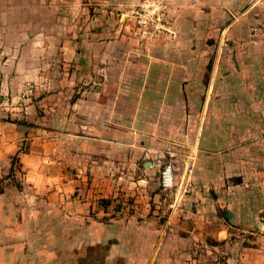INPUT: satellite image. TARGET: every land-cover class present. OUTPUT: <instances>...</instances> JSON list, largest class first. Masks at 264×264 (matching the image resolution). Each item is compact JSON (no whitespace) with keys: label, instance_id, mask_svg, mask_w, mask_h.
<instances>
[{"label":"crops","instance_id":"0c3cea01","mask_svg":"<svg viewBox=\"0 0 264 264\" xmlns=\"http://www.w3.org/2000/svg\"><path fill=\"white\" fill-rule=\"evenodd\" d=\"M192 3L170 0L176 22L183 8L196 17ZM140 5L0 0V264H76L103 246H109L106 264H264V126L212 131L221 139L202 143L192 174L180 181L179 166L176 187L163 191L159 169L150 164L166 150L180 160L164 139L192 133L173 124L181 118V98L175 111L172 97L160 94L165 76L159 81L158 71L168 67L151 69L158 74L147 82L140 111L133 88L121 92L116 79L81 80L75 73L53 80L47 74L69 14L90 21V34L107 21L109 42L94 49L100 55L107 46L116 55L115 25L129 24ZM252 5L264 19V0ZM70 45L62 48L66 57L74 56ZM169 64L170 72H180L174 60ZM187 67L191 76L195 64ZM246 103L236 116L245 120L257 112L264 121V97L252 107ZM164 109L172 113L165 123ZM101 200L111 203L107 214ZM105 215L115 218L100 222Z\"/></svg>","mask_w":264,"mask_h":264},{"label":"rangeland","instance_id":"374dc122","mask_svg":"<svg viewBox=\"0 0 264 264\" xmlns=\"http://www.w3.org/2000/svg\"><path fill=\"white\" fill-rule=\"evenodd\" d=\"M137 1L143 4L146 0ZM191 1L195 6V18L188 8H183L181 11L184 12L180 15H185L176 22L173 18L176 7L169 5L167 11L162 12L165 19L161 23H151L147 29L139 27L136 22L140 6L131 15L129 24L118 20L115 25L116 31H119L116 55H109L107 46L102 48L100 55L94 49L98 44H108L110 24L104 21L103 24L94 25L99 32L90 34L93 30L90 21L86 23L85 19L80 20L74 11L69 14L68 22L63 24V34L58 36L54 46L58 51L51 56L53 66L47 73L53 80L69 78L75 73L81 80L104 82L116 79L121 82V92L128 90L125 85L133 88V96L138 98L133 106L140 111L145 107L140 97L147 95V82L159 72V81L165 79V87H162L160 94L164 98L172 97L175 111L177 100H182L179 105L181 118L173 121L174 126L192 129L190 136L170 135L164 139L166 146L180 153V160L169 150L166 152L170 153L160 156L165 163L174 164L177 176L180 166V181L192 174H186L187 168L192 166L196 169L199 146L210 139H221L219 132L212 131L256 127L258 124L264 126L262 118L257 119V112L248 114L245 120L236 116L237 111H242V102L246 101L245 105L252 107L259 96L264 97V19L253 14L256 9L251 11L253 0H247V4H242L244 6H237V0ZM249 10L251 13L244 16ZM68 42L75 52L74 56H64L62 48ZM168 50L175 55L166 54ZM172 60L178 63L176 69L180 72H170L173 70L172 64H169ZM188 63H194L196 68L191 76L187 73ZM244 63L250 66H242ZM182 66L186 67L183 71ZM155 67H168V71L150 72ZM172 76L175 77L172 78V85L167 87L166 82ZM167 103L172 104L168 99ZM159 112L162 118H167L162 120L163 123L170 119L168 114H172L165 109ZM179 139L189 142L179 146ZM158 169L160 177L161 168ZM230 170L232 174H238L237 168ZM108 249L109 246L91 249L85 257H95L99 263L106 264ZM117 264L122 263L117 261Z\"/></svg>","mask_w":264,"mask_h":264},{"label":"built area","instance_id":"2783aa9c","mask_svg":"<svg viewBox=\"0 0 264 264\" xmlns=\"http://www.w3.org/2000/svg\"><path fill=\"white\" fill-rule=\"evenodd\" d=\"M169 5L170 0H146L142 5H140V11L136 13V22L138 26L147 29L151 23H161L165 19V15L163 13L167 11ZM150 167L161 168L159 182L164 191H171L174 189L176 170L172 162L165 163L162 157H158L150 164ZM192 170V166L189 169L187 168L186 174H191ZM178 199L180 200V198Z\"/></svg>","mask_w":264,"mask_h":264},{"label":"trees","instance_id":"16d2710c","mask_svg":"<svg viewBox=\"0 0 264 264\" xmlns=\"http://www.w3.org/2000/svg\"><path fill=\"white\" fill-rule=\"evenodd\" d=\"M13 164H15V162H13ZM175 170H176V167H175ZM159 179H160V177H159ZM100 205L102 208H104L106 210L105 212L107 214V209L111 206L110 201L109 200H101ZM112 218H115V215H110V216L105 215L104 217L99 219V221L102 223H107ZM76 264H101V263H99V261H97L95 257L87 258V257L83 256L78 260V263L76 262Z\"/></svg>","mask_w":264,"mask_h":264}]
</instances>
